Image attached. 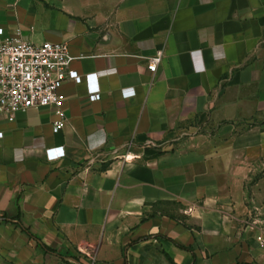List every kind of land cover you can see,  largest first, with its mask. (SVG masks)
I'll list each match as a JSON object with an SVG mask.
<instances>
[{
    "label": "crops",
    "instance_id": "1",
    "mask_svg": "<svg viewBox=\"0 0 264 264\" xmlns=\"http://www.w3.org/2000/svg\"><path fill=\"white\" fill-rule=\"evenodd\" d=\"M0 28L67 44L83 77L58 133L51 107L0 118V264H132L150 241L263 264L264 0H0Z\"/></svg>",
    "mask_w": 264,
    "mask_h": 264
},
{
    "label": "built area",
    "instance_id": "2",
    "mask_svg": "<svg viewBox=\"0 0 264 264\" xmlns=\"http://www.w3.org/2000/svg\"><path fill=\"white\" fill-rule=\"evenodd\" d=\"M4 29L0 28V118L15 122L19 113L30 109L51 107L56 110L60 120L54 124V132L58 133L65 126L62 106L65 101L60 93L63 85L69 81L80 84L83 81L77 72L70 70L73 58L65 43L43 42L30 44L23 41L20 34L3 38ZM163 60L159 52L151 58L149 70L156 73ZM99 74L87 76L86 80H98ZM101 98L100 86L90 89V100ZM4 137L0 133V139ZM62 149L47 150L49 160L56 161L65 156ZM264 244V236L258 238ZM93 264V263H91Z\"/></svg>",
    "mask_w": 264,
    "mask_h": 264
},
{
    "label": "rangeland",
    "instance_id": "3",
    "mask_svg": "<svg viewBox=\"0 0 264 264\" xmlns=\"http://www.w3.org/2000/svg\"><path fill=\"white\" fill-rule=\"evenodd\" d=\"M260 170L261 172L254 175L252 181H250V183L248 184V189L251 194H252L251 187L257 185V183H259L261 180H263L262 182H263V187H264V165L260 167ZM263 191L264 190H261V192ZM263 195H264V192H263ZM184 208L185 207L181 203L169 202V203L158 204L157 211L161 212L164 215L170 216L175 220H178V221L182 220L185 222L187 220V217L185 215L186 213L184 212L185 210H183ZM252 232H253L252 234L254 237L252 238L251 243L258 244V247L260 249V257H261L260 260H262V263L264 264V244L258 241L259 236H264V225L260 231L254 230ZM207 245L209 244H207V242L205 241V245L203 247L204 249L201 248L202 246L201 245L199 247V250H197L198 253L196 255V261L198 260L199 264L202 263L201 261H204V260L208 261V259L209 260L212 259V255L209 253L208 249H206ZM191 248H193L194 251L196 252V249L194 247H191ZM167 254L168 253L165 251L163 246L158 241L157 242L150 241L146 244V246L143 247V250L140 256L138 257V259L135 262L132 261V264H189V262L186 263L183 261H179L178 259H175L173 256L168 254L169 257L173 260L171 261L168 258ZM216 257H217L216 262L219 261V262H222V264H235L233 260L229 258V255L227 254L218 255ZM253 263L261 264V263H258L256 260H253ZM69 264H72V263H69Z\"/></svg>",
    "mask_w": 264,
    "mask_h": 264
},
{
    "label": "trees",
    "instance_id": "4",
    "mask_svg": "<svg viewBox=\"0 0 264 264\" xmlns=\"http://www.w3.org/2000/svg\"><path fill=\"white\" fill-rule=\"evenodd\" d=\"M178 247H179L180 249L184 250V251H187V252H189V253H192L193 256H194V259H195V261H196V254H195V251H194L193 248H191V247H185V246H180V245H178ZM49 251H50V250H49ZM167 256H168V258H169L171 261H173V260L169 257L168 254H167ZM72 258H76V259H78V260L81 261V262L83 261V258H82L80 255L73 256ZM64 262L70 263V262L67 261L66 259H64ZM83 262H84V261H83ZM237 264H256V263H253V262H251V263H248V262H238Z\"/></svg>",
    "mask_w": 264,
    "mask_h": 264
},
{
    "label": "water",
    "instance_id": "5",
    "mask_svg": "<svg viewBox=\"0 0 264 264\" xmlns=\"http://www.w3.org/2000/svg\"><path fill=\"white\" fill-rule=\"evenodd\" d=\"M3 219L0 218V222L2 221ZM70 263L72 264H84L83 262L79 261L78 259L76 258H66Z\"/></svg>",
    "mask_w": 264,
    "mask_h": 264
}]
</instances>
